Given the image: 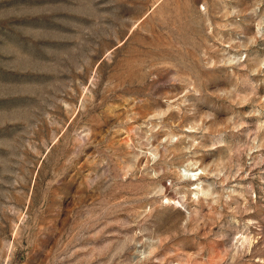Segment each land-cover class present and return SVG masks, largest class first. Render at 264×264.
Listing matches in <instances>:
<instances>
[{"label":"rangeland","instance_id":"374dc122","mask_svg":"<svg viewBox=\"0 0 264 264\" xmlns=\"http://www.w3.org/2000/svg\"><path fill=\"white\" fill-rule=\"evenodd\" d=\"M0 264H264V0H0Z\"/></svg>","mask_w":264,"mask_h":264}]
</instances>
